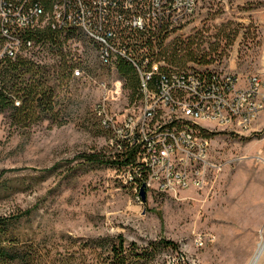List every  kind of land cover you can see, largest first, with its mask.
<instances>
[{
  "label": "rangeland",
  "instance_id": "1",
  "mask_svg": "<svg viewBox=\"0 0 264 264\" xmlns=\"http://www.w3.org/2000/svg\"><path fill=\"white\" fill-rule=\"evenodd\" d=\"M80 73L67 87V120L21 130L0 114V215L30 209L5 245L37 250L38 264H112L121 236L149 256L137 264H251L264 241V112L248 129L198 120L222 165L200 187L177 191L128 182V171L87 164L81 153L112 154L111 130L133 111L130 90L84 36L68 41ZM154 57L202 74L264 78V0H198ZM164 238L177 249H153ZM256 264H264L262 251Z\"/></svg>",
  "mask_w": 264,
  "mask_h": 264
},
{
  "label": "built area",
  "instance_id": "2",
  "mask_svg": "<svg viewBox=\"0 0 264 264\" xmlns=\"http://www.w3.org/2000/svg\"><path fill=\"white\" fill-rule=\"evenodd\" d=\"M197 6L198 0H55L52 5L53 25H77L98 44L100 63L124 57L139 73L144 98L120 123L105 118L102 122L113 131L112 145L119 140L139 145L138 159L148 167L146 187L177 191L202 186L208 172L222 164L211 158L209 140L197 130V121L248 129L264 112L260 74L239 80L232 72L211 78L171 67L165 72L162 61L148 53L137 56L129 46L133 40L124 37L132 31L173 28L192 16ZM42 14L43 7L32 0H0V32L8 39L5 48L10 53L18 40L8 26L37 25ZM154 75L157 91L149 89Z\"/></svg>",
  "mask_w": 264,
  "mask_h": 264
},
{
  "label": "trees",
  "instance_id": "3",
  "mask_svg": "<svg viewBox=\"0 0 264 264\" xmlns=\"http://www.w3.org/2000/svg\"><path fill=\"white\" fill-rule=\"evenodd\" d=\"M32 1L43 7L40 23L24 28L8 26L18 40L12 48V53L5 48L8 39L0 32V114L8 118L11 125L21 130L29 129L44 121L50 125L66 123L67 87L69 80L77 75L75 71H79L76 69L79 62L74 58L68 41L84 36L95 47L96 56L98 50V44L87 37L77 25H53L52 5L55 0ZM173 28L166 26L156 32L132 31L124 37L133 40L129 46L136 51L137 56L143 57L144 53H148L150 58L161 61L158 57H154L153 51L161 46ZM116 34L122 35L120 31H116ZM104 65L116 67L120 77L125 81V88L130 90L129 97L135 105L144 98V92L140 87V75L132 62L124 57H117L111 64ZM165 66H162L161 70L166 72L167 67L170 66ZM180 70L190 71L207 78L214 75ZM157 79L158 75L152 77L149 83L151 91H157ZM101 123L104 128H110ZM110 130L112 131L111 128ZM113 135L112 131L111 137ZM116 144H119L121 148L116 147ZM112 148H114L112 154L89 152L79 154L78 158L87 164L110 165L128 171L130 176L128 182L135 189L140 190L148 175V167L138 159L139 145L128 140H119L112 145ZM30 211L25 209L0 215V264H38L41 259L37 250L30 248L31 245L25 250L11 243L9 246L5 245L6 241H11V227L20 218L28 216ZM117 239L116 244H109L107 257L112 264H137L149 256L147 248L141 252L135 247L134 242H131L127 248L121 236ZM149 245L152 247L150 253L160 246L177 249L175 242L164 238L151 241Z\"/></svg>",
  "mask_w": 264,
  "mask_h": 264
},
{
  "label": "bare ground",
  "instance_id": "4",
  "mask_svg": "<svg viewBox=\"0 0 264 264\" xmlns=\"http://www.w3.org/2000/svg\"><path fill=\"white\" fill-rule=\"evenodd\" d=\"M262 251H264V241L259 243L258 249H257V251L255 253L254 259H253L251 264H256V262L258 261Z\"/></svg>",
  "mask_w": 264,
  "mask_h": 264
},
{
  "label": "water",
  "instance_id": "5",
  "mask_svg": "<svg viewBox=\"0 0 264 264\" xmlns=\"http://www.w3.org/2000/svg\"><path fill=\"white\" fill-rule=\"evenodd\" d=\"M140 195L142 196V198H144V192H145V186L142 185L141 188H140Z\"/></svg>",
  "mask_w": 264,
  "mask_h": 264
}]
</instances>
